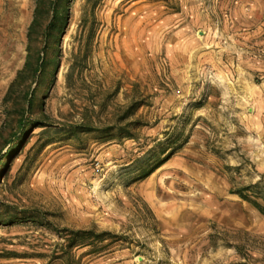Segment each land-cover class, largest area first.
<instances>
[{
    "label": "rangeland",
    "instance_id": "rangeland-1",
    "mask_svg": "<svg viewBox=\"0 0 264 264\" xmlns=\"http://www.w3.org/2000/svg\"><path fill=\"white\" fill-rule=\"evenodd\" d=\"M0 132V264H264V0H0Z\"/></svg>",
    "mask_w": 264,
    "mask_h": 264
},
{
    "label": "trees",
    "instance_id": "trees-1",
    "mask_svg": "<svg viewBox=\"0 0 264 264\" xmlns=\"http://www.w3.org/2000/svg\"><path fill=\"white\" fill-rule=\"evenodd\" d=\"M58 18H59V13H58L57 9H55V13L52 17V20L46 26L45 29L48 30L50 27L54 26L56 21L58 20ZM35 24H36V21L33 22L32 28L34 27ZM40 67H41V65L38 63L34 69V72L36 73ZM13 86H14V84H13ZM11 92H12V88L7 94V99L11 95ZM33 106H34V99L31 98L28 100L27 109L30 110L33 108ZM30 124H31V121H29L25 115H22L18 119V128H17V131L14 133L15 138H17V139H15L16 142H18L20 140V137H18L20 132L24 133ZM0 134H1V132H0ZM2 162H3V158L0 161V166H1ZM161 164L162 163L159 162V163H156L155 165H153L150 169H148V171L145 175L152 173ZM260 187H261V183L257 182V183L250 184V185L240 186L237 189H235L233 192L237 193L244 200H247L248 202H250L262 214H264V194L260 190ZM65 230L67 231V233H66L64 238H66V240H67V245L65 247L66 250H64L62 255H61V258L63 260H67L68 257H71V251H70L71 248H73L75 246H86V245L95 244L96 241L104 239L105 236L109 234L107 232L98 233L94 230H84V229H78V230L65 229Z\"/></svg>",
    "mask_w": 264,
    "mask_h": 264
}]
</instances>
